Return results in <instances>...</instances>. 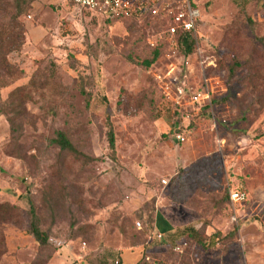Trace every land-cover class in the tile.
Wrapping results in <instances>:
<instances>
[{
	"label": "rangeland",
	"instance_id": "obj_1",
	"mask_svg": "<svg viewBox=\"0 0 264 264\" xmlns=\"http://www.w3.org/2000/svg\"><path fill=\"white\" fill-rule=\"evenodd\" d=\"M190 1L186 57L155 18L0 0V264H264V0ZM27 190L47 247L28 235Z\"/></svg>",
	"mask_w": 264,
	"mask_h": 264
},
{
	"label": "built area",
	"instance_id": "obj_2",
	"mask_svg": "<svg viewBox=\"0 0 264 264\" xmlns=\"http://www.w3.org/2000/svg\"><path fill=\"white\" fill-rule=\"evenodd\" d=\"M75 7L101 13L109 19H135L140 21L152 17L166 23V33L176 39L182 34L191 33L195 36L197 25L201 18L199 8L194 7L190 0H65ZM192 103L203 106L210 100L207 93H194ZM233 202L243 201L245 197L239 192L231 193ZM157 238L162 240L163 235ZM118 264V262H117Z\"/></svg>",
	"mask_w": 264,
	"mask_h": 264
},
{
	"label": "trees",
	"instance_id": "obj_3",
	"mask_svg": "<svg viewBox=\"0 0 264 264\" xmlns=\"http://www.w3.org/2000/svg\"><path fill=\"white\" fill-rule=\"evenodd\" d=\"M239 8L241 11H245L246 6L248 5V3L251 0H232ZM67 4L74 6L73 3L71 2H66ZM75 7V6H74ZM194 7L197 8V6L194 3ZM24 11L23 9H19L18 11V17L23 16ZM130 22H133L135 24L137 23H146L150 20H153L152 17H145L143 19H141L140 21L135 20V19H124ZM177 45L178 47L181 49L182 53L184 54V56L188 57L190 55L193 54L195 46H196V39L195 36L191 33L188 34H182L181 36H179L177 39ZM157 54L154 56L156 57ZM238 66H242V64L239 61H236L235 63V67L234 69H231V75L234 77L236 74V69L238 68ZM1 72V71H0ZM1 76V75H0ZM261 79H264V75L261 77ZM8 87V84L0 77V91L4 88ZM253 88H255V85L253 86ZM21 105L18 104H14L11 108V111L14 115L19 116L21 115V111H20ZM14 115H12L11 117H9V123L11 125L12 128V132L14 133L13 136H16L18 133V126L16 123V120L18 119L17 117H15ZM14 141H17L18 137H13ZM53 144L58 145L60 147V149L62 151L65 152H71L75 155H79V151L76 149V147L74 146V144L72 143V141L70 140V138L62 133V132H58L57 133V137L52 141ZM108 143H109V148L111 150V158L112 160H117V156H116V138H115V134H114V130L112 125H110V129L108 131ZM89 160H94V159H89ZM19 200H27L29 205H30V210L29 213L31 215V223H30V229L28 231V235L32 236L35 240V242H37L41 247H47L50 244V238L48 236V234L44 231L41 230L40 225H39V219L38 216L35 212V206L33 204V201L31 199V192L29 190H27V192L24 195H20L18 196ZM182 234H187L194 242L199 243V244H203L206 245L210 248H215L216 244H217V238L215 235L211 236V237H207L204 234H201L198 230L196 229H186L183 233H177V235L175 237H180ZM164 241H166V237L164 238ZM118 264H120L119 261H117ZM147 263L146 261L143 260V264ZM148 264V263H147Z\"/></svg>",
	"mask_w": 264,
	"mask_h": 264
}]
</instances>
